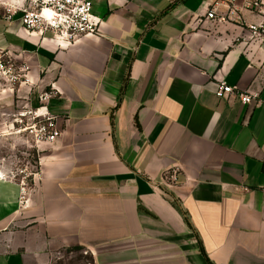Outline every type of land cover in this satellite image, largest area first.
<instances>
[{"label": "crops", "instance_id": "0c3cea01", "mask_svg": "<svg viewBox=\"0 0 264 264\" xmlns=\"http://www.w3.org/2000/svg\"><path fill=\"white\" fill-rule=\"evenodd\" d=\"M227 1L93 0L71 43L0 13L16 106L54 90L61 129L24 204L0 182V264H264V34Z\"/></svg>", "mask_w": 264, "mask_h": 264}, {"label": "built area", "instance_id": "2783aa9c", "mask_svg": "<svg viewBox=\"0 0 264 264\" xmlns=\"http://www.w3.org/2000/svg\"><path fill=\"white\" fill-rule=\"evenodd\" d=\"M230 12L247 11L260 18L255 24H249L252 37L264 34V0H228ZM93 0H27L21 7L6 13V18L19 14V21L26 31H36L40 34L49 33L52 37L71 43L85 35L100 33V21L92 13ZM208 19L215 18V9L211 8L206 13ZM1 57V56H0ZM10 65H4L0 60V71L10 73ZM15 79L16 76H13ZM264 86V74L261 79ZM235 88L220 82L215 94L226 97L234 93ZM54 90L43 91L38 96V106L26 108L17 113L15 122L22 124V130L31 137L34 144H52L61 134L58 118L46 108V101L55 95ZM240 101L249 104L258 98L257 92H238ZM176 174L173 172L172 179ZM25 195V187L21 188Z\"/></svg>", "mask_w": 264, "mask_h": 264}, {"label": "rangeland", "instance_id": "374dc122", "mask_svg": "<svg viewBox=\"0 0 264 264\" xmlns=\"http://www.w3.org/2000/svg\"><path fill=\"white\" fill-rule=\"evenodd\" d=\"M27 0H0V13L6 14L21 7ZM0 60L4 65H10L13 69L10 73L0 71V177L3 182H11L17 185L16 200L18 205L25 203V192L32 184L33 173L36 170L40 147L34 144L28 134L23 131L22 124L14 120L18 112L28 107L20 108L15 104V92L13 84L22 74L12 61L2 56ZM13 76H16L14 79ZM60 264H82L81 260L67 257Z\"/></svg>", "mask_w": 264, "mask_h": 264}, {"label": "bare ground", "instance_id": "6f19581e", "mask_svg": "<svg viewBox=\"0 0 264 264\" xmlns=\"http://www.w3.org/2000/svg\"><path fill=\"white\" fill-rule=\"evenodd\" d=\"M0 182H3L1 177H0Z\"/></svg>", "mask_w": 264, "mask_h": 264}]
</instances>
